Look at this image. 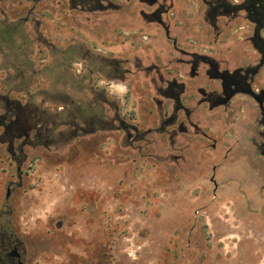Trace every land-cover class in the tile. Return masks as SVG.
I'll return each mask as SVG.
<instances>
[{
	"label": "rangeland",
	"instance_id": "1",
	"mask_svg": "<svg viewBox=\"0 0 264 264\" xmlns=\"http://www.w3.org/2000/svg\"><path fill=\"white\" fill-rule=\"evenodd\" d=\"M243 1L0 0V249L13 232L27 264H264V112L224 98L235 74L264 105Z\"/></svg>",
	"mask_w": 264,
	"mask_h": 264
},
{
	"label": "flooded vegetation",
	"instance_id": "2",
	"mask_svg": "<svg viewBox=\"0 0 264 264\" xmlns=\"http://www.w3.org/2000/svg\"><path fill=\"white\" fill-rule=\"evenodd\" d=\"M240 10H247L248 15L253 18V20H255V42L257 46L264 51V43L260 39V30L264 28V0H244L243 2L237 4L235 7H232L230 14H233L234 11L236 12ZM226 76V82L224 85V98H226L227 96L230 98L233 97L236 94L234 93L235 91H243L249 93V83L246 81L245 77L238 76L235 74H227ZM249 94L252 95L254 99H256L253 94ZM258 96L262 99V95L258 94ZM258 103L261 107V110L264 112V105H261L259 101ZM21 262H23V264H27V261L24 257V253L21 249L20 242L17 238H15V235L12 232L7 239L3 238L2 240V247L0 249V264H22Z\"/></svg>",
	"mask_w": 264,
	"mask_h": 264
},
{
	"label": "trees",
	"instance_id": "3",
	"mask_svg": "<svg viewBox=\"0 0 264 264\" xmlns=\"http://www.w3.org/2000/svg\"><path fill=\"white\" fill-rule=\"evenodd\" d=\"M264 22V20H263ZM8 29H12V28H8ZM64 55H65V60H67V63L70 65L71 62L73 60H75V55L76 53H74V51L72 49H66L64 51ZM97 111H100L99 113H97ZM82 115H79V119H82L83 114L89 115L88 113H90V116L94 117L95 120H97L99 122V120L103 119V103L99 102V105L95 104H88L86 108H83V112H81ZM39 125L42 126L43 122H39Z\"/></svg>",
	"mask_w": 264,
	"mask_h": 264
},
{
	"label": "water",
	"instance_id": "4",
	"mask_svg": "<svg viewBox=\"0 0 264 264\" xmlns=\"http://www.w3.org/2000/svg\"><path fill=\"white\" fill-rule=\"evenodd\" d=\"M248 91H249V93L254 95V97L261 103V105H263L262 99L258 96V94H256V92L254 90L250 89ZM8 194H9V192H8ZM21 263L23 264V262H21Z\"/></svg>",
	"mask_w": 264,
	"mask_h": 264
}]
</instances>
